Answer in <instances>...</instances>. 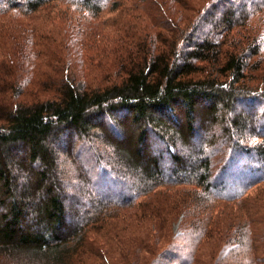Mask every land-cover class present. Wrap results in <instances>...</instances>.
<instances>
[{
	"label": "trees",
	"instance_id": "trees-1",
	"mask_svg": "<svg viewBox=\"0 0 264 264\" xmlns=\"http://www.w3.org/2000/svg\"><path fill=\"white\" fill-rule=\"evenodd\" d=\"M53 1L0 0V14L29 15ZM73 1L96 13L112 0ZM226 1L229 6L224 8L221 1L210 2L186 29L171 30L159 46L152 43L138 50L122 77L103 86L88 87L69 77L53 85L51 96L27 100L23 83L10 81L14 66L0 68V264H85L77 257L90 231L89 212L77 214L68 204L56 175L55 147L60 142L73 145L76 135L106 137V131L114 129L118 139L111 145L155 188L185 183L208 193L218 189V171L264 174L263 167L251 162L264 163V134L259 143L250 144L244 134L253 116L231 114L240 101L250 104L262 92L245 87L250 53L261 44L252 40L246 46L231 36L250 14L253 0ZM260 1L255 11L264 10ZM206 22L214 23L212 36L199 31ZM222 31L231 40L230 49L223 50ZM219 122L225 127L219 142L197 148L193 143L206 137L207 124ZM152 137L162 141L166 151L157 152ZM216 145L228 150L221 165L215 161ZM245 157L252 160L245 164ZM165 163L170 164L168 170ZM15 165L25 171L20 177ZM262 181L264 175L252 183ZM259 235L263 239L264 234ZM149 256L134 264H158V254ZM258 262L264 264V259Z\"/></svg>",
	"mask_w": 264,
	"mask_h": 264
},
{
	"label": "rangeland",
	"instance_id": "rangeland-1",
	"mask_svg": "<svg viewBox=\"0 0 264 264\" xmlns=\"http://www.w3.org/2000/svg\"><path fill=\"white\" fill-rule=\"evenodd\" d=\"M71 1L55 0L29 15L0 14V68L14 66L10 81L23 83L27 100L51 96L53 85L69 77L88 87L119 80L138 50L159 46L171 30L186 29L212 1L229 6L226 0H112L94 13ZM257 2L231 32L236 42L261 44L250 53L245 87L262 92L250 104L240 101L231 113L253 116L244 134L250 144L259 143L264 134V10L255 11ZM213 24H203L200 33L212 36ZM226 35L220 32L223 50L230 49ZM218 124H207L206 137L193 144L219 142L225 127ZM110 131L98 138L76 135L73 145L60 142L55 147L60 190L77 214L89 212L92 222L77 260L134 264L150 252L149 258L158 254V264H258L264 259V237L259 235L264 234V181L252 183L264 174L218 171V189L208 193L185 183L155 188L117 153L111 144L118 137ZM151 140L157 152L166 151L158 138ZM227 152L216 145V164L223 163ZM251 158L242 160L247 164ZM251 162L264 169V163ZM14 172L20 177L25 171L15 165Z\"/></svg>",
	"mask_w": 264,
	"mask_h": 264
},
{
	"label": "bare ground",
	"instance_id": "bare-ground-1",
	"mask_svg": "<svg viewBox=\"0 0 264 264\" xmlns=\"http://www.w3.org/2000/svg\"><path fill=\"white\" fill-rule=\"evenodd\" d=\"M165 259V258H164Z\"/></svg>",
	"mask_w": 264,
	"mask_h": 264
}]
</instances>
